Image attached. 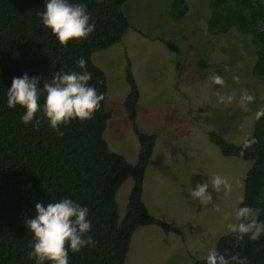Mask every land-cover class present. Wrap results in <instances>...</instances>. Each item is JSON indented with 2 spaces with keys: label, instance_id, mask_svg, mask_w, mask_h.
I'll use <instances>...</instances> for the list:
<instances>
[{
  "label": "trees",
  "instance_id": "obj_1",
  "mask_svg": "<svg viewBox=\"0 0 264 264\" xmlns=\"http://www.w3.org/2000/svg\"><path fill=\"white\" fill-rule=\"evenodd\" d=\"M124 1L69 0L84 4L89 23L94 21L96 27L87 38L71 40L65 46L42 23L39 14L46 10V0H0V264H36L27 255L32 250L29 244L34 243V234L26 220L35 218L37 202L46 206L70 198L89 209V235L95 246H86L79 252L69 249V264H124L132 233L139 225L155 223L180 232L172 223L154 216L142 199L144 172L156 134L137 125L140 93L128 57L125 78L129 90L123 104L140 144L136 163L112 150L104 137L111 115L105 100L92 119L77 118L62 125V137L46 118L39 130L33 127L35 120L25 125L20 117L26 109L19 105L9 108L7 104V91L14 77H43L38 84L43 89L44 82L57 72L84 71L77 64L82 57L92 74L90 86L105 96L106 75L93 61L92 52L119 41L129 27L122 9ZM209 6L208 25L213 32L234 27L251 34L256 46L252 71L264 75V0H210ZM187 8L185 0H172L171 17H181ZM44 95L41 93V104ZM208 134L222 154L252 160L235 213L239 207L249 206L259 210L257 219L264 222V117L254 116L251 132L239 143L212 129ZM250 138L257 142L245 149L244 141ZM128 176L133 182L119 219L116 192ZM215 249L226 257L238 253L247 257L249 264H264V235L255 241L245 237L237 242L228 230L216 239ZM191 264H206L205 257H195Z\"/></svg>",
  "mask_w": 264,
  "mask_h": 264
},
{
  "label": "rangeland",
  "instance_id": "obj_2",
  "mask_svg": "<svg viewBox=\"0 0 264 264\" xmlns=\"http://www.w3.org/2000/svg\"><path fill=\"white\" fill-rule=\"evenodd\" d=\"M171 1H124L129 27L119 41L92 52L107 82L104 104L111 115L104 137L112 150L136 163L140 144L123 104L129 90L126 57L130 60L140 93L137 125L156 134L142 199L154 216L180 230L155 223L137 226L124 264H191L215 248L228 223L236 222L235 208L252 160L222 154L208 131L239 143L251 132L256 111L264 106V75L252 71L256 46L251 34L234 27L213 32L208 25L210 0H185L188 8L177 19L171 17ZM214 74L226 81V87L211 82ZM234 76H239V83ZM244 88L256 97L250 111L239 106ZM217 91L232 94L235 100L219 104ZM216 174L232 184L230 192L221 187L218 193L210 185L219 211L213 204L201 205L188 192ZM132 182L131 176L126 177L116 192L119 219Z\"/></svg>",
  "mask_w": 264,
  "mask_h": 264
},
{
  "label": "clouds",
  "instance_id": "obj_3",
  "mask_svg": "<svg viewBox=\"0 0 264 264\" xmlns=\"http://www.w3.org/2000/svg\"><path fill=\"white\" fill-rule=\"evenodd\" d=\"M45 27L51 29L62 45H67L71 40L87 38L95 30V22L89 23L90 16L86 6L80 3H71L69 0H46V10L39 14ZM78 67L84 71L57 72L50 80L44 82L43 89L38 84L43 77L30 78L27 74L23 77H14L12 86L7 91V104L9 108L17 105L26 109L20 117L25 125L31 124L36 130L42 126L46 118L49 126L56 131L58 136H63L61 126H67L73 119L90 120L96 111L101 108V102L105 100L103 93H98L96 87L90 86L92 74L86 70L87 61L82 57L77 62ZM226 70H228L226 68ZM211 82L222 88L226 87V81L217 74L209 77ZM239 76H234L233 81L239 83ZM41 93H44L41 104ZM219 104H232L235 96L217 91ZM256 97L247 88L241 90L239 106L243 111H250V105ZM39 114V118L38 117ZM256 118L264 117V106L256 111ZM257 141L255 138L246 139L243 147L247 149ZM218 193L223 187L227 192L232 190V184L228 178L216 174L208 181L197 183L195 188L189 189L193 200L201 205L213 204V196L209 188ZM243 203V201H241ZM35 218L26 220V225L34 234V243H30L32 249L27 253L34 258L36 264H69V249L79 252L86 246H95L93 237L89 235L92 227L88 219L89 209L74 202L70 198H64L59 202H49L45 206L42 202L35 204ZM213 208L219 211V204H213ZM258 209L249 206L239 207L236 210V222H230L227 228L234 234L237 242L245 237L255 241L264 235V222L257 217ZM225 219H228L225 217ZM206 264H249L247 257H241L238 253L225 256L215 248L211 249L205 257Z\"/></svg>",
  "mask_w": 264,
  "mask_h": 264
}]
</instances>
